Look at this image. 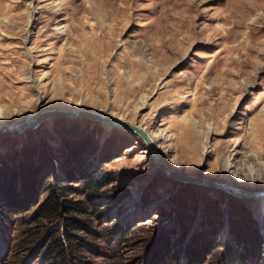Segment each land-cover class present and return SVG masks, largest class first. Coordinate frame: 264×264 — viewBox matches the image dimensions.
I'll list each match as a JSON object with an SVG mask.
<instances>
[{"label": "rangeland", "instance_id": "1", "mask_svg": "<svg viewBox=\"0 0 264 264\" xmlns=\"http://www.w3.org/2000/svg\"><path fill=\"white\" fill-rule=\"evenodd\" d=\"M51 110L124 120L175 173L264 191V0H0V124ZM5 170L31 191L111 179L69 264H264L262 201L165 176L135 134L53 118L0 133ZM33 211L2 224L0 264H59L23 251Z\"/></svg>", "mask_w": 264, "mask_h": 264}, {"label": "trees", "instance_id": "2", "mask_svg": "<svg viewBox=\"0 0 264 264\" xmlns=\"http://www.w3.org/2000/svg\"><path fill=\"white\" fill-rule=\"evenodd\" d=\"M82 146L80 143L72 150L76 163L81 161ZM8 174V170H5L0 181V228L14 216L34 209L29 220L24 221L27 227L36 226L26 231L29 239L24 243L23 251L47 263L69 264L73 260L82 263L80 256L85 241L81 235H94L86 220L97 213L99 204L96 200L102 196L100 191L112 183L111 179L98 171L71 180L66 175V181L51 177L52 180L48 182V177L44 179L45 183L41 182L42 186L31 191L26 189L32 184L27 179L29 175H21L18 188L5 179ZM68 183L83 184L84 198H68L69 194H77L76 189ZM43 194L46 196L40 201Z\"/></svg>", "mask_w": 264, "mask_h": 264}, {"label": "water", "instance_id": "3", "mask_svg": "<svg viewBox=\"0 0 264 264\" xmlns=\"http://www.w3.org/2000/svg\"><path fill=\"white\" fill-rule=\"evenodd\" d=\"M59 117L68 118V119H87L93 122L103 124L104 126L110 129H118L124 132L135 134L146 145L147 150L150 153L152 162L154 163L155 167L165 176L172 178L174 180L180 181L182 183H191L195 185L218 188L235 197H241L245 199L258 198L264 196V191L254 192V193L242 192L239 189L230 188L229 186H226L225 184L219 183L217 181L206 180L202 178H197L195 176H185L175 173L174 171L170 170L164 165L156 147L154 146L153 142L142 128L136 125H130L128 122L124 120L108 118L104 115L97 114L95 112L88 110H75V111L51 110V111H41V112L32 113L14 122L7 124H0V133L22 134L26 130L31 129L32 127H35L44 121Z\"/></svg>", "mask_w": 264, "mask_h": 264}, {"label": "bare ground", "instance_id": "4", "mask_svg": "<svg viewBox=\"0 0 264 264\" xmlns=\"http://www.w3.org/2000/svg\"><path fill=\"white\" fill-rule=\"evenodd\" d=\"M151 141H152V140H151ZM170 170H171V169H170ZM184 184H191V183H184ZM222 184H223V183H222ZM192 185H195V184H192ZM225 185H226V186H229L230 188H236V189H239V188H237V187H234L233 184L225 183ZM195 186L207 187V186H202V185H195ZM210 188H213V189H215V190H218V191L224 192V193H226V194H229V193H227V192H225V191H223V190H221V189H218V188H214V187H210ZM239 190L242 191V192H247V191H244V190H241V189H239ZM260 192H261V191H260ZM248 193H254V192H248ZM229 195H231V194H229ZM231 196H233V195H231ZM233 197H235V196H233ZM235 198L238 199V200L262 201V202H260V203H261V207L264 208V196H263V197H258V198H248V199L241 198V197H235ZM257 207H258V206H257ZM261 220L263 221L264 218H261Z\"/></svg>", "mask_w": 264, "mask_h": 264}]
</instances>
